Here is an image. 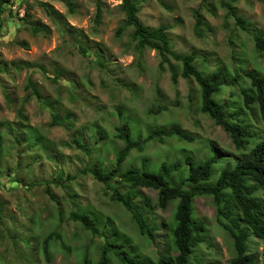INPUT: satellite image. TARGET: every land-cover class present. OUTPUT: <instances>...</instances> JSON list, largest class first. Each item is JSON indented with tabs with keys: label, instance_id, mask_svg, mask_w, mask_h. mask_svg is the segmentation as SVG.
Wrapping results in <instances>:
<instances>
[{
	"label": "rangeland",
	"instance_id": "rangeland-1",
	"mask_svg": "<svg viewBox=\"0 0 264 264\" xmlns=\"http://www.w3.org/2000/svg\"><path fill=\"white\" fill-rule=\"evenodd\" d=\"M12 1L13 5L5 6L11 15L0 17L4 19L0 28V264H82L85 254L96 262L104 238L69 219L76 207L95 217L99 233L155 262L168 251L166 228L154 231V241L140 236L130 214L110 200L111 191L90 174H81L85 168L114 166L124 148L114 138L115 129L126 121L138 139L171 128H180L194 139L152 141L143 153L131 151L122 171L139 169L145 161L148 168L172 163L185 154L201 161L214 149L224 156L213 166L209 182L214 184L220 170L233 167L246 152L237 150L231 138L200 112V88L192 79L179 77L173 85L168 66L161 65L156 51L136 50L131 27L117 36L125 21L121 0H100L98 23L96 0H70L72 12L60 0ZM134 1L143 25L169 27L173 52L193 55L197 68L206 74L222 71L231 79L239 76L235 86L222 88L217 96L220 102L235 109L242 105L241 90H252L242 72L264 78V61L252 37L227 17L220 0H207L212 13L200 0ZM41 4L50 8L51 15ZM232 7L249 30L264 31V0H238ZM196 10L203 19L201 36L194 31ZM28 83L35 86L39 98L31 95ZM158 107L165 110L150 114ZM252 107L254 115L244 110L242 118L257 139L264 138L257 106ZM26 128L34 129L40 141L35 143ZM72 140L90 153L78 150ZM28 183L40 186L27 191ZM112 184L124 195L129 191L120 182ZM256 196L264 200V189ZM156 199L155 191L140 189L134 203L146 206L147 218L161 224L170 219L173 209L151 210ZM194 216L206 223L207 243L195 249L191 263L198 264L197 259L199 264H230L235 255L232 239L217 225L212 199H195ZM51 232L59 238L51 240L47 262L38 244ZM248 249L261 260L262 242L250 237ZM112 264H118L115 258Z\"/></svg>",
	"mask_w": 264,
	"mask_h": 264
},
{
	"label": "trees",
	"instance_id": "trees-1",
	"mask_svg": "<svg viewBox=\"0 0 264 264\" xmlns=\"http://www.w3.org/2000/svg\"><path fill=\"white\" fill-rule=\"evenodd\" d=\"M74 10V4L70 0H60ZM238 0H220V5L226 11V15L232 18L235 25L252 37L254 49L258 56L264 61V31L249 30L247 22L238 15L233 4ZM201 6L208 8L207 0H200ZM6 5H13L12 0H0V17L11 15ZM45 11L51 15L50 8L41 4ZM95 23L101 16L100 0H96ZM121 10L125 15L123 25L117 30L119 36L125 28L133 29L131 40L138 52L151 49L158 53L161 65L166 64L171 75L173 85L177 84L178 78L192 79L200 88V107L202 114L208 116L216 126H219L232 140L235 148L246 152L245 158L234 163L233 167H227L219 172V177L214 184L209 181L212 176L213 166L221 156L214 149L210 150V156L201 161H196L190 154H185L184 159H177L172 163L164 161L158 166L148 168L149 163L145 161L139 169L130 168L125 171L121 166L131 151L143 153L146 146L152 141L163 142L164 139L176 137L179 140L192 142L193 137L184 133L180 128L153 130L145 138L138 139L133 136L129 122L124 121L115 129L114 138L124 143L116 157L114 166L103 169L100 167L85 168L81 174H90L100 184L108 188L110 200L122 206L128 212L136 225L140 236L154 241V231L160 227L166 228L168 233V251L161 254L157 260L151 261L140 258L125 248V243L116 241L113 237H106L99 233L96 227L95 217H91L86 209H77L70 213L69 219L78 222L85 231L92 235L104 238L99 247L98 260L92 261L85 254L82 264H112L113 258L118 264H192L191 258L195 249L207 243L206 223L204 220L196 219L194 216V200L200 197L212 199L216 211V222L219 227L232 239L234 257L230 264H264V200L256 196L259 189H264V138L257 139L255 133L250 131V126L242 118L243 111H248L252 116L253 105L257 106L258 116L264 128V78L253 73L242 72L250 80L251 92L241 90L242 105L235 109L231 104L220 102L217 96L224 86H235L239 81L236 75L231 79L222 71L206 74L195 65V57L189 54H180L172 51L168 36L169 27L160 25L157 28H149L142 24L138 18L139 4L134 0H121ZM14 15V14H13ZM196 35L201 36L203 19L199 11L194 12ZM4 19L0 18V28ZM84 54V48L79 47ZM169 59H173L177 65H172ZM52 82H55L52 79ZM31 89V95L39 98V93L31 83L27 84ZM161 95L160 90H157ZM29 98V97H28ZM165 109L158 107L150 109V114H160ZM21 116V110L19 111ZM26 131L34 136L35 143L39 142L38 135L34 129L26 128ZM99 137L102 139L100 133ZM18 141V139H16ZM1 141V138H0ZM78 150L85 154L90 153L85 145L78 140H72ZM2 151L0 142V152ZM224 157V156H223ZM113 181L120 182L129 188L126 195L122 194L112 184ZM18 181H14L17 184ZM13 184V183H12ZM13 184V185H14ZM40 184L28 183L26 190ZM148 189L155 191L157 199L151 210L166 211L172 207L173 213L169 220L159 224L154 218H147L146 206L136 205L134 198L136 191ZM46 194L53 199L52 193L46 188ZM105 232V230H103ZM254 237L262 242L261 260L258 261L248 249V240ZM57 233H49L38 247L39 252L47 262H50L49 246L52 239H58ZM209 247V244H206ZM199 264L200 261L196 259Z\"/></svg>",
	"mask_w": 264,
	"mask_h": 264
}]
</instances>
